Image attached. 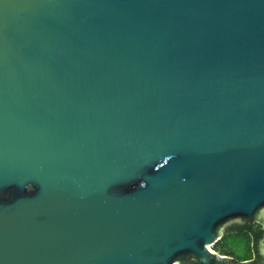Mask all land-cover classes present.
Returning a JSON list of instances; mask_svg holds the SVG:
<instances>
[{
  "label": "water",
  "instance_id": "water-1",
  "mask_svg": "<svg viewBox=\"0 0 264 264\" xmlns=\"http://www.w3.org/2000/svg\"><path fill=\"white\" fill-rule=\"evenodd\" d=\"M245 224L264 264V0H0V264H236Z\"/></svg>",
  "mask_w": 264,
  "mask_h": 264
},
{
  "label": "trees",
  "instance_id": "trees-1",
  "mask_svg": "<svg viewBox=\"0 0 264 264\" xmlns=\"http://www.w3.org/2000/svg\"><path fill=\"white\" fill-rule=\"evenodd\" d=\"M260 235L261 230L257 224L233 225L214 244L212 250L231 257L236 264H262L263 259L256 248Z\"/></svg>",
  "mask_w": 264,
  "mask_h": 264
},
{
  "label": "rangeland",
  "instance_id": "rangeland-1",
  "mask_svg": "<svg viewBox=\"0 0 264 264\" xmlns=\"http://www.w3.org/2000/svg\"><path fill=\"white\" fill-rule=\"evenodd\" d=\"M211 250H212V248H211Z\"/></svg>",
  "mask_w": 264,
  "mask_h": 264
},
{
  "label": "flooded vegetation",
  "instance_id": "flooded-vegetation-1",
  "mask_svg": "<svg viewBox=\"0 0 264 264\" xmlns=\"http://www.w3.org/2000/svg\"><path fill=\"white\" fill-rule=\"evenodd\" d=\"M234 262V261H233Z\"/></svg>",
  "mask_w": 264,
  "mask_h": 264
}]
</instances>
